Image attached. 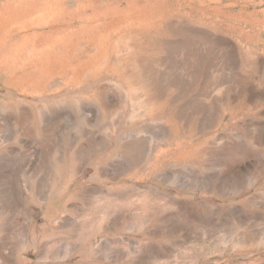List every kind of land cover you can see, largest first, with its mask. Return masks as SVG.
I'll list each match as a JSON object with an SVG mask.
<instances>
[{"label": "rangeland", "instance_id": "1", "mask_svg": "<svg viewBox=\"0 0 264 264\" xmlns=\"http://www.w3.org/2000/svg\"><path fill=\"white\" fill-rule=\"evenodd\" d=\"M0 264H264V0H0Z\"/></svg>", "mask_w": 264, "mask_h": 264}]
</instances>
